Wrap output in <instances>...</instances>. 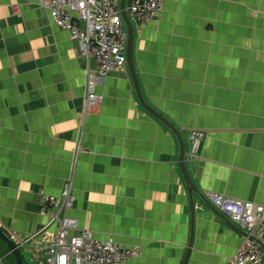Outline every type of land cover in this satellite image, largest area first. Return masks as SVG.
Wrapping results in <instances>:
<instances>
[{"label":"crops","instance_id":"0c3cea01","mask_svg":"<svg viewBox=\"0 0 264 264\" xmlns=\"http://www.w3.org/2000/svg\"><path fill=\"white\" fill-rule=\"evenodd\" d=\"M40 3L0 0V228L18 241L46 226L42 192L71 180L82 229L141 249L123 264H226L244 233L207 194L264 206V0H163L157 21L129 19L142 95L181 135L198 193L128 65L86 108V60Z\"/></svg>","mask_w":264,"mask_h":264},{"label":"built area","instance_id":"2783aa9c","mask_svg":"<svg viewBox=\"0 0 264 264\" xmlns=\"http://www.w3.org/2000/svg\"><path fill=\"white\" fill-rule=\"evenodd\" d=\"M120 0H41L51 19L77 43L87 63L85 106L94 109L104 97L97 87L113 71L127 65L128 31L119 6ZM163 11L162 0H128L127 14L138 27L157 21ZM96 68L91 69L90 65ZM206 138L204 131L191 133V154H199ZM210 203L237 223L244 243L226 264H258L264 251V206L251 204L224 194L210 192ZM40 216L46 226L16 243L27 247L33 264H123L138 254L111 240H100L81 229L69 216L75 204L72 181L59 197L42 192ZM63 214V215H62ZM57 225V229L52 227ZM72 232H75L72 234Z\"/></svg>","mask_w":264,"mask_h":264},{"label":"water","instance_id":"95a60500","mask_svg":"<svg viewBox=\"0 0 264 264\" xmlns=\"http://www.w3.org/2000/svg\"><path fill=\"white\" fill-rule=\"evenodd\" d=\"M126 2H127V0H120L121 14H122V17H123L126 25H127V29H128L127 65L129 67V70H130V73H131V76H132V79H133V82L135 85V89H136L139 101L142 104V106L148 112H150L152 115L157 117L159 120H161L165 124H167L176 133V135L180 138V142H181V152H180L181 169L184 173L186 180L190 184V193H193V192L198 193V189H196V187H195V185H194V183H193V181H192V179L188 173L187 167H186L185 147H184V142H183V139L181 138V135L178 133L176 128L166 118H164L159 112H157L154 108H152L150 105H148V103L144 100V97L142 95L140 85H139L138 75L136 73V70L134 68L133 61H132L133 28H132L131 22L128 18V15H127ZM0 240H2L6 244L8 250H9V254L13 255V257L15 258L16 264H24V259H23L20 248L17 246L15 241L1 228H0Z\"/></svg>","mask_w":264,"mask_h":264},{"label":"rangeland","instance_id":"374dc122","mask_svg":"<svg viewBox=\"0 0 264 264\" xmlns=\"http://www.w3.org/2000/svg\"><path fill=\"white\" fill-rule=\"evenodd\" d=\"M162 2H163V0H162ZM146 110V109H145ZM196 130V129H195ZM195 130H192L191 131V133L193 132V131H195ZM191 133H190V136H191ZM77 152H79V148H78V151ZM186 157V156H185ZM71 182V180H69V181H67L66 183H65V185H64V188H63V191H64V189H65V187H66V185L67 184H69ZM63 191H62V193H63ZM61 193V194H62ZM51 196H54V195H51ZM55 197H59V196H55ZM41 201L43 202V200H42V194H41ZM73 208H74V206L69 210V216H70V211L71 210H73ZM63 215V214H62ZM73 218V217H72ZM74 219H76V218H74ZM79 222V221H78ZM82 229V228H81ZM75 232H72V234H74ZM113 240L114 241V243L116 242V240L114 239V238H109L108 240ZM120 245V244H119ZM0 246L4 249V245L3 244H0ZM121 246V245H120ZM24 247H22L21 248V253H22V256L24 257V261H25V264H33L31 261H30V259H29V256H28V254L25 252V250L23 249ZM131 250H137L138 251V254L137 255H139L140 254V251H141V249L140 248H137V247H131ZM26 253V254H25ZM137 255H135V256H137ZM135 256H133V257H135ZM132 257V258H133ZM131 258V259H132ZM0 264H13V258L12 257H6L5 255H4V257H0Z\"/></svg>","mask_w":264,"mask_h":264},{"label":"trees","instance_id":"16d2710c","mask_svg":"<svg viewBox=\"0 0 264 264\" xmlns=\"http://www.w3.org/2000/svg\"><path fill=\"white\" fill-rule=\"evenodd\" d=\"M0 244H3L4 248L6 249V252L9 253V250H8L6 244L2 240H0ZM9 256L13 258V264H16V261H15V258L13 257V255L10 254Z\"/></svg>","mask_w":264,"mask_h":264},{"label":"clouds","instance_id":"9594fccd","mask_svg":"<svg viewBox=\"0 0 264 264\" xmlns=\"http://www.w3.org/2000/svg\"><path fill=\"white\" fill-rule=\"evenodd\" d=\"M120 3V2H119ZM119 6H120V4H119ZM126 11H127V4H126ZM128 15V14H127ZM129 18V17H128ZM127 26V25H126ZM127 31H128V29H127ZM59 196H61V195H59ZM12 238V237H11ZM13 239V238H12ZM14 240V239H13ZM15 241V240H14ZM15 243H16V241H15ZM17 244V243H16ZM17 246L20 248V250H21V246H19L18 244H17ZM10 255V254H9ZM23 259H24V257H23ZM24 263H25V261H24Z\"/></svg>","mask_w":264,"mask_h":264}]
</instances>
